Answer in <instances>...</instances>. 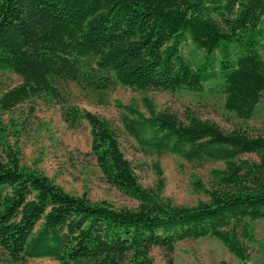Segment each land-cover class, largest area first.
<instances>
[{
  "label": "trees",
  "instance_id": "1",
  "mask_svg": "<svg viewBox=\"0 0 264 264\" xmlns=\"http://www.w3.org/2000/svg\"><path fill=\"white\" fill-rule=\"evenodd\" d=\"M194 46L192 58L183 45ZM264 0H0V73L22 82L0 95V114L53 97L69 127L87 121L91 153L105 180L136 206L92 201L28 167L0 125V248L14 264L51 258L59 264H153L178 243L219 240L242 264L257 243L251 221L264 220V134L244 125L223 128L191 108L181 115L143 103L118 105L125 133L143 149L194 164L223 162L195 205L176 204L145 187L111 122L71 101L66 84L104 98L118 85L135 90L203 92L218 80L224 108L254 117L264 98ZM197 52L202 57H197ZM102 101V100H101Z\"/></svg>",
  "mask_w": 264,
  "mask_h": 264
},
{
  "label": "rangeland",
  "instance_id": "2",
  "mask_svg": "<svg viewBox=\"0 0 264 264\" xmlns=\"http://www.w3.org/2000/svg\"><path fill=\"white\" fill-rule=\"evenodd\" d=\"M183 51L192 58L194 46L189 42L183 45ZM197 54L198 58L202 57L201 52ZM21 82L22 78L16 73H0V95ZM66 89L73 103L111 122L119 134L126 157L136 168L139 181L145 187H155L160 178L159 166L165 181L163 197L180 205L191 206L200 200H208V195L194 190L193 181L201 177L208 183L209 171L214 167H223L224 163L207 161L194 164L175 154L159 155L143 149L125 133L121 122L123 110L119 103L135 104L148 115L143 100L149 97L157 110L168 108L181 115L186 108H191L202 118L215 120L225 129L241 124L264 134V98L253 118L247 121L236 119L224 108V95L218 80L207 81L203 92L186 89L140 91L118 85L103 99L73 81L66 84ZM61 109L62 106L53 97L42 96L0 114V125L7 127L11 143L21 150L23 163L43 171L69 193L82 195L87 192L94 202L105 199L115 206H136V200L105 180L96 157L91 153L92 136L87 121L71 128L64 121ZM251 226L259 241L249 245L251 257L248 264H264V220L251 221ZM151 255L153 264H242L219 240L212 237L182 241L169 255L155 247ZM0 264H14L8 261L1 248ZM26 264L59 262L51 258H31Z\"/></svg>",
  "mask_w": 264,
  "mask_h": 264
}]
</instances>
